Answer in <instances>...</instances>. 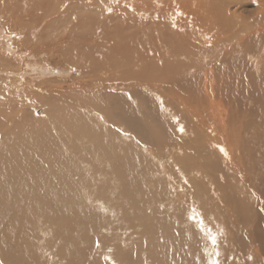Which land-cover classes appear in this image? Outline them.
Instances as JSON below:
<instances>
[{
    "label": "bare ground",
    "instance_id": "1",
    "mask_svg": "<svg viewBox=\"0 0 264 264\" xmlns=\"http://www.w3.org/2000/svg\"><path fill=\"white\" fill-rule=\"evenodd\" d=\"M1 16L20 40L0 32V67L23 43L74 75L0 128V264H264V0H0Z\"/></svg>",
    "mask_w": 264,
    "mask_h": 264
},
{
    "label": "rangeland",
    "instance_id": "2",
    "mask_svg": "<svg viewBox=\"0 0 264 264\" xmlns=\"http://www.w3.org/2000/svg\"><path fill=\"white\" fill-rule=\"evenodd\" d=\"M28 23V20L26 21ZM5 18L3 16L0 17V32L3 34V36L8 35L12 38H15L16 41L20 40L15 30H9L7 28ZM39 28L36 30L30 31V35H32L35 38V43L40 41H44L49 39L48 34L43 33L44 35L40 36ZM41 30V27H40ZM39 40V41H38ZM13 53L11 55L14 58H17L16 60L19 61V63H16L14 61L13 66H7L9 67L6 69L4 66L0 67V128L3 130L4 127H7V123L10 122V120H13L12 115L15 110H19L22 105L24 106L26 103H32L33 101L38 102L37 99L42 97L46 92V90L49 88V85H45L44 81H55L57 79L64 80L63 84L69 85V83H72L71 80H68L72 75H74V71L71 70V68L66 64L62 63L58 58H56L52 54H43V55H35L34 53L31 54V52L27 51L25 47L23 46V43H17L13 44ZM47 45H45L46 47ZM19 55V56H18ZM34 66H37L38 69H35ZM40 68H43L45 70H49L50 75L49 76H41L43 75L40 73ZM9 70V71H7ZM8 72V73H7ZM14 73V74H13ZM7 74V75H6ZM11 74V75H10ZM59 76V77H58ZM64 78V79H63ZM51 84V83H49ZM78 94V92H77ZM76 97V96H74ZM79 97V94H78ZM76 97L79 101L82 99H79ZM40 101V100H39ZM39 104V103H38ZM44 106L48 105L43 103ZM32 105H34L32 103ZM40 105V104H39ZM42 105V104H41ZM38 106V105H37ZM36 109V108H35ZM39 110L38 112H40ZM41 113V112H40ZM8 114V115H7ZM3 115V117H2ZM6 118H5V117ZM9 116V117H8ZM39 117L37 119H42L41 115H38ZM11 117V118H10ZM10 119V120H9ZM4 131V130H3ZM142 163V162H141ZM140 164V163H139ZM137 164L133 170H129L130 172H133L134 174H140L145 177V179L149 178V172L151 169H148L147 167H143L141 164ZM139 169V170H138ZM145 169V170H144ZM144 170V171H143ZM124 172V170H122ZM121 171V173H122ZM127 171V170H126ZM123 174V173H122ZM121 174V175H122ZM148 177V178H146ZM29 226L26 227V229ZM168 227V226H167ZM34 235H39L40 232L34 231ZM34 235H29L27 238L23 237L24 239H29L28 241V247L26 249L31 250V256L32 259H36V253H38L39 247L36 249V244L34 245V241L36 240ZM33 241V243H31ZM27 242V241H26ZM26 244V243H25ZM24 245V244H23ZM28 250V251H29ZM166 250V249H165ZM154 251H146L145 254L142 256L143 258H146V260L149 258L153 259V262L157 261L158 257L160 256V251L157 250ZM25 254L24 257H28V254H26V250L24 251ZM155 252V254L153 253ZM30 253V252H28ZM155 255V256H153ZM167 257V255H166ZM148 261V260H147ZM133 264H138L136 262H132ZM131 263V264H132Z\"/></svg>",
    "mask_w": 264,
    "mask_h": 264
},
{
    "label": "snow or ice",
    "instance_id": "3",
    "mask_svg": "<svg viewBox=\"0 0 264 264\" xmlns=\"http://www.w3.org/2000/svg\"><path fill=\"white\" fill-rule=\"evenodd\" d=\"M213 242H215L214 238H213Z\"/></svg>",
    "mask_w": 264,
    "mask_h": 264
}]
</instances>
